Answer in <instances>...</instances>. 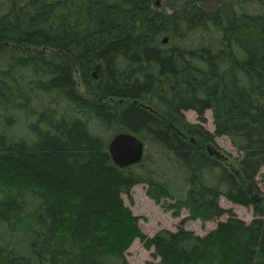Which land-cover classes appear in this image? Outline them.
Here are the masks:
<instances>
[{
	"label": "trees",
	"instance_id": "16d2710c",
	"mask_svg": "<svg viewBox=\"0 0 264 264\" xmlns=\"http://www.w3.org/2000/svg\"><path fill=\"white\" fill-rule=\"evenodd\" d=\"M158 2L0 0V264H131L135 239L147 264H264V0ZM121 132L140 163L113 161ZM139 184L188 217L145 234Z\"/></svg>",
	"mask_w": 264,
	"mask_h": 264
},
{
	"label": "rangeland",
	"instance_id": "374dc122",
	"mask_svg": "<svg viewBox=\"0 0 264 264\" xmlns=\"http://www.w3.org/2000/svg\"><path fill=\"white\" fill-rule=\"evenodd\" d=\"M158 4H167V6H174L181 0H158ZM217 1V0H207ZM162 2V3H161ZM185 116L190 122H197V114L193 110L185 111ZM204 127L214 132L215 126L213 122L212 112L208 110L205 113ZM216 143L223 150L231 153L234 157L239 155L237 149L232 145L230 139L227 136L216 137ZM124 202L128 206L133 214L140 218L139 225L141 230L148 236H154L158 231L162 229L176 230L183 218L188 217V212L184 210L180 216L176 217L173 212L166 210L161 204L155 203L150 199L145 190V186L142 184L136 185L132 191L131 196L124 194ZM221 205L232 210L238 217L246 222H250L253 219V209L251 207H244L242 205L234 204L225 198L221 199ZM227 215L213 221H202L200 219L187 220L185 223L186 228L194 231L198 235H205L214 230L220 220H226ZM154 249H146L139 239H135L126 251V257L131 264H147L154 260Z\"/></svg>",
	"mask_w": 264,
	"mask_h": 264
},
{
	"label": "water",
	"instance_id": "95a60500",
	"mask_svg": "<svg viewBox=\"0 0 264 264\" xmlns=\"http://www.w3.org/2000/svg\"><path fill=\"white\" fill-rule=\"evenodd\" d=\"M167 42L168 37H165L163 43L166 44ZM109 151L117 165L128 167L141 162L145 152V144L134 134L121 132L112 138Z\"/></svg>",
	"mask_w": 264,
	"mask_h": 264
}]
</instances>
